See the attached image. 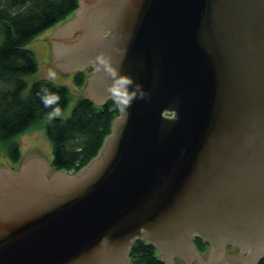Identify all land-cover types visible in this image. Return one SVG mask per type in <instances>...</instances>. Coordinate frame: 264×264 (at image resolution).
Masks as SVG:
<instances>
[{
    "label": "water",
    "instance_id": "water-1",
    "mask_svg": "<svg viewBox=\"0 0 264 264\" xmlns=\"http://www.w3.org/2000/svg\"><path fill=\"white\" fill-rule=\"evenodd\" d=\"M44 38L59 70L94 67L87 98L121 115L75 175L35 148L0 164V264H132L138 239L166 264H258L264 0H79Z\"/></svg>",
    "mask_w": 264,
    "mask_h": 264
},
{
    "label": "trees",
    "instance_id": "trees-1",
    "mask_svg": "<svg viewBox=\"0 0 264 264\" xmlns=\"http://www.w3.org/2000/svg\"><path fill=\"white\" fill-rule=\"evenodd\" d=\"M78 8L79 0H0V31L4 37L0 44V82L7 84L0 90V149L15 165L22 159L20 137L44 128L52 145L53 169L75 175L98 156L121 115L114 99L98 106L82 97L69 117H59L69 106L70 90L45 78L36 81L29 97H24L26 77L39 68L28 46L70 20ZM92 71L75 73V83L84 87ZM194 244L201 253L209 247V242L200 237L194 238ZM158 253L156 246L138 239L129 258L132 264H166ZM258 264H264V258Z\"/></svg>",
    "mask_w": 264,
    "mask_h": 264
},
{
    "label": "rangeland",
    "instance_id": "rangeland-1",
    "mask_svg": "<svg viewBox=\"0 0 264 264\" xmlns=\"http://www.w3.org/2000/svg\"><path fill=\"white\" fill-rule=\"evenodd\" d=\"M55 29L56 28L41 35L28 46V48L31 49L35 53L39 68H38L37 73L26 77L27 87L24 91V97L28 98L33 84L36 81L43 79V78L52 80L53 82L60 84V85H65L70 90L71 100H70L68 108L64 112L58 114V116L59 117H69L72 114V111L75 108L77 102L82 97H87L86 86L88 82L86 83L84 87H79L74 81L75 73H68V72L58 69L52 57V54H51L50 41L44 38L51 31ZM3 40H4V37L0 31V44H2ZM90 68H92L93 71L88 73L89 74L88 78L94 72V67H89L87 68L86 71H88ZM50 69L55 72V75L50 74V71H49ZM6 88H7V84L0 82V90L6 89ZM19 142L21 145L22 159H24L35 148L39 150L40 152H42L43 154H45L46 156H48V163L49 164L51 163L52 158H53L52 145L45 135L44 128H37L35 130H32L22 135L19 139ZM0 164H3L6 168L14 170V171L19 170L21 166V164L19 165L13 164L7 157L4 149H0ZM211 247H212V243L209 242L208 250L205 253H201L200 251L199 252L205 255L211 249ZM225 251L228 252L229 254L239 253V249L236 246H232L230 244L226 245ZM158 252H159L158 255L160 256V258H162V251L158 249ZM173 259L178 264H187V262L183 260L179 255L174 256Z\"/></svg>",
    "mask_w": 264,
    "mask_h": 264
},
{
    "label": "clouds",
    "instance_id": "clouds-1",
    "mask_svg": "<svg viewBox=\"0 0 264 264\" xmlns=\"http://www.w3.org/2000/svg\"><path fill=\"white\" fill-rule=\"evenodd\" d=\"M49 71H50V74H51V75H55V72H54L53 70L50 69ZM58 98H59V97H57V99H58Z\"/></svg>",
    "mask_w": 264,
    "mask_h": 264
},
{
    "label": "flooded vegetation",
    "instance_id": "flooded-vegetation-1",
    "mask_svg": "<svg viewBox=\"0 0 264 264\" xmlns=\"http://www.w3.org/2000/svg\"><path fill=\"white\" fill-rule=\"evenodd\" d=\"M59 27H60V26H59ZM59 27H57L56 30H57ZM94 71H95V70H94Z\"/></svg>",
    "mask_w": 264,
    "mask_h": 264
}]
</instances>
